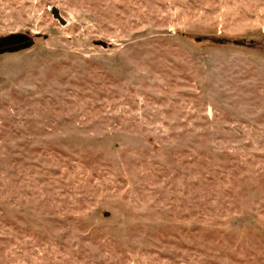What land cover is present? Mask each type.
Returning <instances> with one entry per match:
<instances>
[{
  "label": "rangeland",
  "instance_id": "rangeland-1",
  "mask_svg": "<svg viewBox=\"0 0 264 264\" xmlns=\"http://www.w3.org/2000/svg\"><path fill=\"white\" fill-rule=\"evenodd\" d=\"M18 35L0 264H264V0H0Z\"/></svg>",
  "mask_w": 264,
  "mask_h": 264
},
{
  "label": "water",
  "instance_id": "water-1",
  "mask_svg": "<svg viewBox=\"0 0 264 264\" xmlns=\"http://www.w3.org/2000/svg\"><path fill=\"white\" fill-rule=\"evenodd\" d=\"M49 12L52 16V18L54 20H56L61 26H65L66 25V21L61 17V14H60V11L57 7H50L49 8ZM1 40H4L3 42H6V41H11L14 45L13 48H6L5 46H7L6 44H4L3 46L0 47V53L2 51H14V50H19V49H22V48H26L30 45V42L31 40L25 36H10L8 38H4V39H1Z\"/></svg>",
  "mask_w": 264,
  "mask_h": 264
},
{
  "label": "flooded vegetation",
  "instance_id": "flooded-vegetation-1",
  "mask_svg": "<svg viewBox=\"0 0 264 264\" xmlns=\"http://www.w3.org/2000/svg\"><path fill=\"white\" fill-rule=\"evenodd\" d=\"M3 41L4 40H0V47L3 46L4 44L7 45V46H5L6 48H13L14 46H16L10 40L9 41H6V42H3Z\"/></svg>",
  "mask_w": 264,
  "mask_h": 264
}]
</instances>
